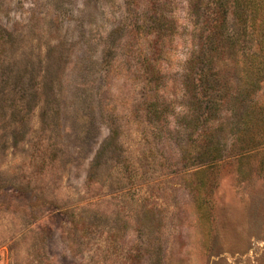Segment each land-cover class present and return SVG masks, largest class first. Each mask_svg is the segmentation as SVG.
<instances>
[{
	"label": "rangeland",
	"instance_id": "rangeland-1",
	"mask_svg": "<svg viewBox=\"0 0 264 264\" xmlns=\"http://www.w3.org/2000/svg\"><path fill=\"white\" fill-rule=\"evenodd\" d=\"M190 1L0 0V264H264V77L240 133L184 132ZM135 2L175 27L155 119Z\"/></svg>",
	"mask_w": 264,
	"mask_h": 264
},
{
	"label": "trees",
	"instance_id": "trees-1",
	"mask_svg": "<svg viewBox=\"0 0 264 264\" xmlns=\"http://www.w3.org/2000/svg\"><path fill=\"white\" fill-rule=\"evenodd\" d=\"M188 13L192 20L188 30L192 49L184 70L187 71L186 111L181 118L184 132L195 135L201 127L199 135L207 137L219 130L222 120L233 118L241 127L233 130L240 133L249 117V97L258 90L260 82L253 78L264 77V0H191ZM128 15L122 31L125 38L150 43L149 53H143L139 67H133L129 60L126 63L130 69L142 71L145 86L149 88L143 110L146 117L155 119L163 110L159 108L158 92L152 80L161 70L162 56L168 55L161 46L170 41L175 27L167 21L163 10L149 11L137 2ZM129 49L126 52L131 57ZM230 70L237 71V86L222 77L221 71ZM196 144L191 143L188 149L197 147ZM218 147L217 142L206 139L204 152L194 157L193 164L202 165L195 167L193 175L201 173L206 164L219 162ZM210 156L212 161L208 162Z\"/></svg>",
	"mask_w": 264,
	"mask_h": 264
}]
</instances>
